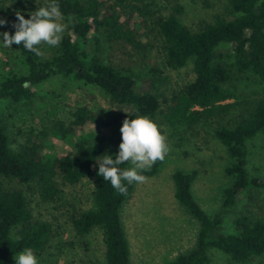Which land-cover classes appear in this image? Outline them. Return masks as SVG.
I'll list each match as a JSON object with an SVG mask.
<instances>
[{"label":"trees","instance_id":"16d2710c","mask_svg":"<svg viewBox=\"0 0 264 264\" xmlns=\"http://www.w3.org/2000/svg\"><path fill=\"white\" fill-rule=\"evenodd\" d=\"M164 1L172 9L165 17L155 0H58L68 24L60 46L47 57H37L22 45H12L16 63L11 71L0 72V101L29 108L38 86L47 80H60L98 91L122 109L117 119L122 124L125 119L146 117L152 121L160 116L179 139L185 132L205 127L227 150L231 162L225 174L231 183L222 192L219 210L208 216L191 193L196 172H173L174 198L199 223V231L195 246L167 264H215L214 252L225 256L228 264H248L264 256V221L238 215L234 219L237 234H223L221 226L242 197L250 199L254 189L264 191V176H251L248 170L251 147L264 136V0H227L223 14L197 31L176 17L181 12L178 0ZM2 13L9 22L7 29L14 34L11 25L16 16L5 9ZM29 14H24L26 19ZM69 16L75 18L74 26ZM149 33L161 39L166 68L178 70L192 64L193 82L170 98L161 92L167 79L157 68L150 70L152 78L143 79L133 69L106 63L101 56L100 38L107 45L139 49ZM72 117L67 126L62 122L53 126L55 138L75 139L70 141L75 153L62 157L42 154V146L31 139L32 134L13 149L0 117V264H12L27 248L43 251L50 238V226L34 221L23 192L4 186L5 181L32 185L39 199L50 203L58 198L60 184L75 185L89 178L94 184V209L72 217L74 233L83 237L93 229L101 230L105 264H130L120 211L135 184L127 186V195H120L97 175L106 151L93 145L91 137L74 130L86 122H96V117L85 107ZM120 143L121 135H117L113 158ZM163 161L142 174L153 177Z\"/></svg>","mask_w":264,"mask_h":264},{"label":"rangeland","instance_id":"374dc122","mask_svg":"<svg viewBox=\"0 0 264 264\" xmlns=\"http://www.w3.org/2000/svg\"><path fill=\"white\" fill-rule=\"evenodd\" d=\"M155 1L160 15L165 17L172 13L171 5L166 1ZM47 3L46 0H0V18L5 17L2 9L14 15L17 11L24 15ZM177 4L181 12L176 17L192 31H197L202 25L212 23L216 15L223 14L227 0H178ZM5 31L10 33L7 27H0V33ZM2 39L0 36V72L11 71L16 63L15 51L13 47L4 48ZM100 44L104 62L124 69L131 68L143 79L152 78L150 70L157 68L167 79L161 87V92L167 98L195 78L191 62L178 70L163 65L161 39L155 33L144 35L139 49L130 45H107L102 38ZM39 47L44 57L56 48L47 45ZM84 107L96 117V122H86L83 126L74 127V130L79 135L91 137L93 145L111 155L113 141L117 135H121L118 125L122 123L117 119L122 109L110 104L95 89L60 80H47L36 88V97L29 108L0 101V117L13 149L17 150L32 134L31 139L42 146V154L62 157L75 153L70 144L75 139L66 141L55 138L53 126L55 122L67 126L73 121L72 114ZM152 121L166 137L170 151L157 174L147 178L145 183L135 184L131 196L121 208L130 264H167L178 254L195 246L199 223L174 198V171L196 172L191 193L208 216L219 210L222 192L231 183L225 174V168L231 162L227 150L205 127L198 126L193 132H185L179 139L160 116ZM251 153L248 164L250 175L264 176V136L254 141ZM4 186L21 190L33 220L50 226V238L45 248L41 252H34L39 264H105L101 230L93 229L79 237L71 224L76 214L94 209L92 179H83L75 185L60 184L58 198L50 203L42 202L32 185L5 181ZM238 215H249L264 221V191L254 189L250 199L242 197L223 218L221 233L237 234L234 219ZM213 261L215 264H228L227 258L218 252L213 253ZM12 264H15V260ZM248 264H264V256L255 257Z\"/></svg>","mask_w":264,"mask_h":264},{"label":"clouds","instance_id":"9594fccd","mask_svg":"<svg viewBox=\"0 0 264 264\" xmlns=\"http://www.w3.org/2000/svg\"><path fill=\"white\" fill-rule=\"evenodd\" d=\"M15 15L16 22L11 25L15 29L14 34L7 31L0 33L4 48L22 45L25 50L40 57L43 55L40 45L60 46L68 24L63 23L65 17L58 0H50L46 6L31 12L28 19L19 11ZM67 19L75 25L73 16ZM8 23L6 19L0 18V27H7ZM120 133L118 153L115 158L108 154L101 157L97 175L109 181L118 194L127 195V186L145 183L147 177L142 173L150 170L157 161H163L170 147L158 126L146 117L125 119ZM124 164L130 167L122 169L120 166ZM14 260L15 264H39L31 248L21 251Z\"/></svg>","mask_w":264,"mask_h":264}]
</instances>
